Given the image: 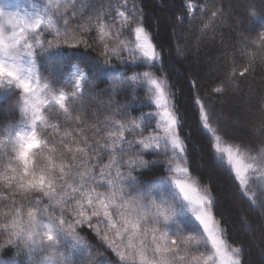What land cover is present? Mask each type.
<instances>
[{"label": "snow or ice", "instance_id": "obj_1", "mask_svg": "<svg viewBox=\"0 0 264 264\" xmlns=\"http://www.w3.org/2000/svg\"><path fill=\"white\" fill-rule=\"evenodd\" d=\"M237 6L243 15L235 22L258 19L260 31L240 32L246 64L237 73L233 60L212 95L264 68V0L259 8L254 0ZM186 8L208 12L207 3L192 0ZM141 14L135 0L99 7L95 0H44L32 11L0 3V113L11 117L0 119V264H114L110 254L119 264H244L243 246L229 242L216 218L212 188L190 174L173 93L159 69L152 71L163 54ZM223 14L222 7L211 11L203 29ZM93 44L102 59L88 54ZM105 76L112 80L110 114L90 118L85 98L103 103L93 89ZM137 89L149 93L139 102L156 111L132 116V104L117 101L128 92L137 100ZM195 104L217 161L264 210V95L252 106L260 114L252 129L258 146L222 136L215 105L198 92ZM187 213L198 226L181 222ZM8 250L13 255L5 257Z\"/></svg>", "mask_w": 264, "mask_h": 264}, {"label": "trees", "instance_id": "obj_2", "mask_svg": "<svg viewBox=\"0 0 264 264\" xmlns=\"http://www.w3.org/2000/svg\"><path fill=\"white\" fill-rule=\"evenodd\" d=\"M109 2L110 0H95L97 7ZM111 2L115 3L116 0ZM192 2L207 3L208 12L202 13L197 9L189 15L186 8L188 0H135L136 6L141 10L140 18L146 30L149 31L157 51L163 54L162 62L157 61L156 68L152 71L159 69L160 74L167 78L168 90L173 93L180 118L178 133L185 141V156L190 174L198 177L202 185H210L212 188L216 196V218L226 227L229 242L243 246L244 264H264V210H258V205L255 207L251 205L249 197L240 191L226 166L217 161L216 155L211 151V137L202 127L199 108L195 104L197 92L201 97L213 102L215 111L220 116L218 122L220 132L226 139L245 145L258 146L261 143L257 138L259 133L254 135L252 131L253 126L260 121V114L252 106L260 96L264 95V68L257 67L254 73L245 77L237 75L236 80L228 85L223 95L211 94L212 88L232 70L233 60L237 73L245 66V58L239 55L240 32L244 31V35L255 37L260 28L253 27V24H259V20L255 19L252 23L243 21L236 23L237 13L243 15V9L237 6V0H192ZM254 3L259 8L262 0H254ZM131 7L130 3L129 8ZM218 7L223 8L224 14L214 21L213 27L203 29L202 25L208 22L210 12ZM176 31H180L181 35H176ZM94 35L93 32L90 42L94 39ZM129 38L135 37L132 35ZM87 51L94 59H102L100 56L102 48L97 44H93V49ZM132 67L137 71L148 70L144 67ZM192 81H196L197 87L192 86ZM111 84L112 80L107 76L96 81L93 92L104 94L103 103L100 99L85 98V106L90 118L92 112H96L101 120L110 114L105 105L106 93ZM148 94L143 89H137L138 99L135 101L131 92L118 94L116 99L119 103H131L133 107L131 115L140 116L142 112L156 111L154 106L139 102ZM16 118L18 119V114ZM0 119L7 120L11 117L0 113ZM233 122L237 123L238 127H235ZM144 158L154 160L163 157L146 155ZM107 159L105 156L103 162ZM160 174L161 172L157 170L146 174L144 179L154 180ZM185 219L191 221L192 226H198L189 214H186V218L182 217L181 222L183 223ZM3 255L10 257L13 252L8 250ZM110 255L114 264H119L118 258L114 254Z\"/></svg>", "mask_w": 264, "mask_h": 264}, {"label": "rangeland", "instance_id": "obj_3", "mask_svg": "<svg viewBox=\"0 0 264 264\" xmlns=\"http://www.w3.org/2000/svg\"><path fill=\"white\" fill-rule=\"evenodd\" d=\"M44 2V0H14L13 2H6V1H3V0H0V3H7V4H10L11 5V10H16L17 8L21 9L22 11L24 9H27L29 11H32V6L35 4V5H42V3ZM176 35H181L180 31L177 32L176 31ZM234 126L235 127H238V124L233 122ZM189 214V216L194 219V217L191 216L190 213H187ZM195 221V219H194ZM198 223V222H197Z\"/></svg>", "mask_w": 264, "mask_h": 264}]
</instances>
